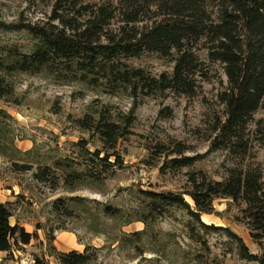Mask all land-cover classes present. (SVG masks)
Wrapping results in <instances>:
<instances>
[{
  "label": "rangeland",
  "instance_id": "obj_1",
  "mask_svg": "<svg viewBox=\"0 0 264 264\" xmlns=\"http://www.w3.org/2000/svg\"><path fill=\"white\" fill-rule=\"evenodd\" d=\"M52 3L0 0V60L32 49L34 40L23 26L45 21ZM198 54L207 76L192 97L166 91L140 94L134 100L127 89L112 88L104 79L100 85H91L58 79L46 70L14 72L7 77L13 91L0 97V109L11 116L0 115V198L9 192L14 214L10 221L31 226L37 238L26 249L14 251V260L2 261L4 256H0V264H30L33 253L45 254L50 264H57L47 254L46 230L58 238L53 241L58 250L82 251L87 244L97 247L96 259L89 264H258L242 258L235 240L225 231L205 230L197 223L191 228L186 211L175 206H166L165 211L150 207L149 192L180 193L193 206L186 194L190 172L202 170L210 178L221 179L228 167L240 162L225 149H211L212 129L224 118L218 95L226 86V77L219 62L206 59L204 50ZM121 61L153 76L171 74L174 65L172 58L152 51ZM100 111L117 122L132 120L128 133L116 144L120 167L105 178L82 179L72 189L51 176L47 181L35 179L33 172L59 158L75 160L74 166L82 168L84 154L75 145L79 140L87 141L89 151L102 148L97 137L75 121L85 115L96 117ZM247 130L251 146L244 163H258L264 180V102ZM175 143L185 146L182 155L201 157L192 166L170 169L167 161L177 155L168 152ZM27 150L31 152L24 154ZM14 162L32 168L15 170ZM105 206L117 213H105ZM240 207L230 198L219 197L213 201L212 213H202L200 220L228 227L251 253L260 255L249 229L237 219Z\"/></svg>",
  "mask_w": 264,
  "mask_h": 264
},
{
  "label": "trees",
  "instance_id": "obj_2",
  "mask_svg": "<svg viewBox=\"0 0 264 264\" xmlns=\"http://www.w3.org/2000/svg\"><path fill=\"white\" fill-rule=\"evenodd\" d=\"M23 27L34 43L29 52L13 53L8 60H0V97H8L13 91L9 75L43 70L58 79L91 85H100V79H104L112 88L118 85L127 89L134 100L140 94L151 96L166 91L192 97L199 81L207 76L198 53L204 50L206 59L219 62L226 77V86L218 95L224 105V118H219L212 129L211 149H225L240 162L228 167L221 179L210 178L202 170L190 172L186 194L193 206L180 193L149 192L150 207L154 211L166 206L183 209L191 228L197 223L205 230H223L235 240L242 258L264 264V180L258 163H244L251 146L247 126L264 102V0H53L45 21ZM144 51L172 58V73L153 76L121 61ZM105 113L75 120L102 144L101 149L89 151L85 149L86 140L75 143L84 154L82 168L74 166L75 160L59 158L39 167L33 177L39 181H47L50 176L56 182L62 179L72 189L82 179L105 178L120 167L122 159L116 144L128 133L132 120L117 122ZM0 115L11 117L1 109ZM184 149L183 144L175 143L168 152L177 155L167 161L170 169L192 166L201 157L182 155ZM13 167L18 171L32 168L15 162ZM219 197L241 204L237 219L249 229L251 239L261 249L260 255L251 253L228 227L200 220L202 213H212L213 201ZM103 211L117 213L110 206ZM13 215V202L0 201V251L5 252L2 261L14 260V251L23 250L37 238L35 231H26L17 220L11 223ZM45 238L47 254L57 264H89L96 259L97 247L87 244L82 251H61L53 243L52 230L45 231ZM30 264L50 263L45 254L33 253Z\"/></svg>",
  "mask_w": 264,
  "mask_h": 264
},
{
  "label": "crops",
  "instance_id": "obj_3",
  "mask_svg": "<svg viewBox=\"0 0 264 264\" xmlns=\"http://www.w3.org/2000/svg\"><path fill=\"white\" fill-rule=\"evenodd\" d=\"M0 201H11V196H10L9 192H4L2 198H0ZM11 218H12V217H11ZM14 221H15V220H14ZM11 223H14V222H11ZM19 223H20L21 225L24 226V228L26 229V231H28V232H33V229L31 228V226H27V225H26L25 223H23V222H19ZM40 239H42V237H40ZM56 239H58V238H55L54 240H56ZM32 243H33V240H31V242H30L29 244L24 245V249H26L28 246H31ZM61 249H63V248H61ZM0 256H1V257L5 256V252L0 251ZM31 261H32V258H31ZM13 262H14L13 264H15L16 261H13Z\"/></svg>",
  "mask_w": 264,
  "mask_h": 264
}]
</instances>
